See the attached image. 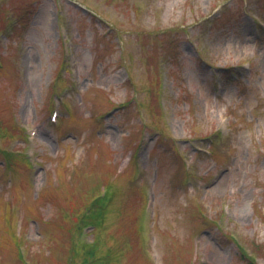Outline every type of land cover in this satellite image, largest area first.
I'll return each instance as SVG.
<instances>
[{
    "label": "rangeland",
    "instance_id": "1",
    "mask_svg": "<svg viewBox=\"0 0 264 264\" xmlns=\"http://www.w3.org/2000/svg\"><path fill=\"white\" fill-rule=\"evenodd\" d=\"M250 260L264 0H0V264Z\"/></svg>",
    "mask_w": 264,
    "mask_h": 264
},
{
    "label": "trees",
    "instance_id": "2",
    "mask_svg": "<svg viewBox=\"0 0 264 264\" xmlns=\"http://www.w3.org/2000/svg\"><path fill=\"white\" fill-rule=\"evenodd\" d=\"M86 255H88V253L86 254ZM251 261V260H250ZM253 262V264H256L254 261H251V263Z\"/></svg>",
    "mask_w": 264,
    "mask_h": 264
}]
</instances>
